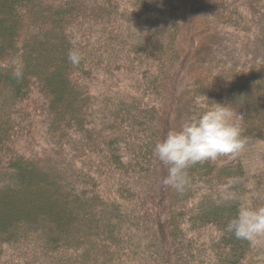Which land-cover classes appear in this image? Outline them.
<instances>
[{"label": "trees", "instance_id": "trees-1", "mask_svg": "<svg viewBox=\"0 0 264 264\" xmlns=\"http://www.w3.org/2000/svg\"><path fill=\"white\" fill-rule=\"evenodd\" d=\"M187 3L0 0V264H245L252 244L225 230L248 196L241 163H198L181 193L162 185L168 169L153 147L170 128V107L178 129L182 113L190 119L212 103L245 108L255 115L239 121L242 135L264 134V59L245 69L216 27L264 29V0H194L210 20L185 55ZM190 53L189 69L221 70L196 77L183 99L147 105L104 83L126 67L159 98L169 94L167 73L184 70ZM14 57L24 65L19 80ZM35 121L59 145L26 156L15 145L34 139ZM34 180L54 204L30 191Z\"/></svg>", "mask_w": 264, "mask_h": 264}, {"label": "rangeland", "instance_id": "rangeland-1", "mask_svg": "<svg viewBox=\"0 0 264 264\" xmlns=\"http://www.w3.org/2000/svg\"><path fill=\"white\" fill-rule=\"evenodd\" d=\"M183 2L188 1V12L185 13V18L187 21L186 24V31L185 35L182 36V49L184 50V54L187 55V53L190 52V46L193 41L197 42L198 38H195L196 35H198L199 27L204 26V21H209L210 18L208 17V14H201L198 11V4H193L194 0H182ZM241 1V0H236ZM196 11V12H195ZM189 15V16H188ZM193 22V23H192ZM214 23V22H213ZM212 25H215V23ZM216 26V25H215ZM239 26V27H238ZM237 27H225L222 26H216L219 29L220 34H218V38H223V36H226V38H223L224 41H227L230 43L231 46H233L234 51H231V59L234 60H240L241 66H244L245 69H249L253 65H258L262 59H264V50L262 52L261 48L262 45L260 42H262L264 38V29L260 25H253L249 27L248 29L244 30L243 24L239 23ZM184 36H186L184 38ZM199 39L202 41L203 39L199 37ZM200 41V42H201ZM198 44V42H197ZM260 47V51H256V48ZM255 54V55H254ZM255 56V59L253 57ZM189 61L184 65L185 68H178L177 73H167L168 77L170 76V84L168 87V93H161V97L157 98L156 96H150L148 92L143 91V83L137 86V83L135 81L136 78H141L140 75H134L137 72H134V74L130 75L128 72H126V67L113 70L111 73L108 71L106 74H108L106 79H104L105 85H115L114 89H117L118 92L121 93H136L144 98L143 103L151 105L153 102L156 101V99L160 100H169L173 98V95H177L178 98L183 99L181 93L183 91H186L188 89L193 88L191 86L194 81H196V77L201 76L207 77V80L213 78L215 73L221 69H218L214 73H208L205 70V67H202L201 65L195 69H189L188 64L190 60L193 58V53H190L187 58H189ZM183 66V67H184ZM240 66V67H241ZM113 74V75H112ZM136 76V77H135ZM172 83V84H171ZM145 84V81H144ZM171 85V88H170ZM145 86V85H144ZM138 88V89H137ZM113 90V89H112ZM171 90V91H170ZM191 92V91H190ZM192 93V92H191ZM208 94V93H206ZM192 99V98H191ZM172 108V109H171ZM170 117H169V125L170 128L166 131V133L163 135V138L166 137L167 133L171 130H177V120H178V114L173 107L169 108ZM237 114L240 116H237L236 122L239 123V121H248L250 118H252L255 114L250 113L245 110V108H242L237 111ZM248 115H252V117H249ZM189 115L185 113H182L180 116L179 123L184 120L189 119ZM36 123V133H34V139L28 142L24 143V140L20 141L17 145H15L18 149L21 148L24 154L27 156H36V155H43L44 152L47 150V148H54L57 149V146L59 145V139H57L55 136L48 134L46 132V128L44 125L39 124L37 121ZM164 123V122H163ZM162 123V124H163ZM180 127V126H179ZM247 138V144L245 149L240 152L236 156H226V161L236 163L239 162L243 166L246 179H248L246 182L248 184V196L246 197V204L245 205H251L253 208H260L264 207V134H260L256 132L244 134ZM75 156L77 157L78 154H74L71 160H76ZM78 160V159H77ZM225 161V162H226ZM37 180H34L33 183L29 186L30 191L35 193L38 196V199L41 198L42 202L44 204H54V198L53 195L50 196L48 192L43 191V196L40 197L38 192L36 191V188L38 186ZM21 188V187H20ZM60 196V195H59ZM241 196V197H242ZM225 200V199H224ZM40 213L48 212L45 206L38 207L37 208ZM203 238V235L201 236ZM252 247L250 252L248 253L246 259L244 260L245 264H264V239L260 240L258 243H251Z\"/></svg>", "mask_w": 264, "mask_h": 264}, {"label": "clouds", "instance_id": "clouds-1", "mask_svg": "<svg viewBox=\"0 0 264 264\" xmlns=\"http://www.w3.org/2000/svg\"><path fill=\"white\" fill-rule=\"evenodd\" d=\"M77 65L81 59L77 50L68 54ZM11 74L19 80L23 76V61L14 57L10 61ZM198 116L186 120L179 129L171 130L153 147L154 156L165 166L168 174L162 185L183 192L190 184L188 169L198 163L215 161L223 156H236L247 144L243 129L236 122L237 110L229 104L212 103ZM235 181H229L234 183ZM225 230L236 239L258 243L264 239V207L244 205L235 216L227 220Z\"/></svg>", "mask_w": 264, "mask_h": 264}]
</instances>
